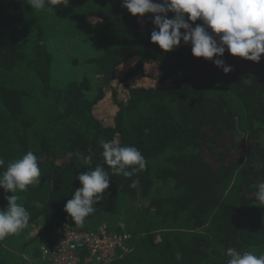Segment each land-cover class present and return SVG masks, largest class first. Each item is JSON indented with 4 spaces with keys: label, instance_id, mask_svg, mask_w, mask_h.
Listing matches in <instances>:
<instances>
[{
    "label": "trees",
    "instance_id": "16d2710c",
    "mask_svg": "<svg viewBox=\"0 0 264 264\" xmlns=\"http://www.w3.org/2000/svg\"><path fill=\"white\" fill-rule=\"evenodd\" d=\"M153 27L151 14L134 17L121 0H69L54 13L0 0V173L28 151L41 170L38 186L16 193L31 219L0 240V264L47 263L63 223L129 235L105 264H227L229 247L264 255L255 198L264 183V54L256 63L226 51L225 74L183 41L163 52ZM102 140L136 147L146 168L113 174ZM76 152L111 177L83 227L64 211L81 186L75 177L90 170ZM6 195L0 189V209Z\"/></svg>",
    "mask_w": 264,
    "mask_h": 264
},
{
    "label": "clouds",
    "instance_id": "9594fccd",
    "mask_svg": "<svg viewBox=\"0 0 264 264\" xmlns=\"http://www.w3.org/2000/svg\"><path fill=\"white\" fill-rule=\"evenodd\" d=\"M28 4L36 11L54 13L55 6L67 7L69 0H28ZM121 6L134 17L151 14L154 27L150 41L163 52L172 51L183 41L185 45H191L194 57L212 61L225 74L233 70L222 59L226 51L233 57L256 63L264 54V0H121ZM169 13L173 14L171 18ZM100 143L104 161L113 174L132 177L146 168L147 161L136 147L122 146L115 140ZM72 155L68 153L69 158ZM75 155L90 168L91 156L85 157L79 152ZM4 165L5 161L0 157V168ZM40 176L38 157L32 151L10 161L6 170L0 173V189L11 193L5 196L7 206L0 209V240L29 226L30 213L18 202L16 193L27 192L29 186H38ZM110 178L100 165L75 177L81 186L64 206L75 225L83 227L86 218L96 211L98 202L110 194L105 191L110 187ZM130 186L134 188L136 182ZM255 198L264 204V183L257 185ZM34 203L37 208L43 207L39 202ZM226 256L227 264H264V255L238 251L235 247H229Z\"/></svg>",
    "mask_w": 264,
    "mask_h": 264
},
{
    "label": "built area",
    "instance_id": "2783aa9c",
    "mask_svg": "<svg viewBox=\"0 0 264 264\" xmlns=\"http://www.w3.org/2000/svg\"><path fill=\"white\" fill-rule=\"evenodd\" d=\"M60 233L59 246L44 251L48 264H105L129 238L127 234L109 233L104 227L98 232H76L66 223Z\"/></svg>",
    "mask_w": 264,
    "mask_h": 264
},
{
    "label": "rangeland",
    "instance_id": "374dc122",
    "mask_svg": "<svg viewBox=\"0 0 264 264\" xmlns=\"http://www.w3.org/2000/svg\"><path fill=\"white\" fill-rule=\"evenodd\" d=\"M43 264H48V263H43Z\"/></svg>",
    "mask_w": 264,
    "mask_h": 264
}]
</instances>
